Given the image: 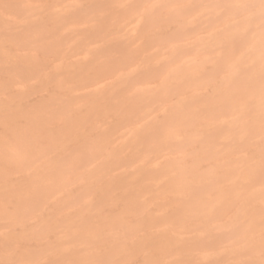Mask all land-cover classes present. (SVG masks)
Instances as JSON below:
<instances>
[{"label":"rangeland","instance_id":"obj_1","mask_svg":"<svg viewBox=\"0 0 264 264\" xmlns=\"http://www.w3.org/2000/svg\"><path fill=\"white\" fill-rule=\"evenodd\" d=\"M0 264H264V0H0Z\"/></svg>","mask_w":264,"mask_h":264}]
</instances>
